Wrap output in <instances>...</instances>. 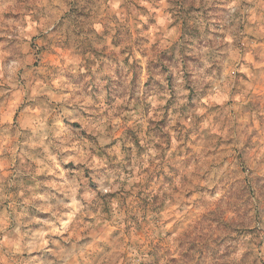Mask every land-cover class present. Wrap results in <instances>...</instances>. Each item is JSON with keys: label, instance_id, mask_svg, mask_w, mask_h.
<instances>
[{"label": "clouds", "instance_id": "9594fccd", "mask_svg": "<svg viewBox=\"0 0 264 264\" xmlns=\"http://www.w3.org/2000/svg\"><path fill=\"white\" fill-rule=\"evenodd\" d=\"M0 264H264V0H0Z\"/></svg>", "mask_w": 264, "mask_h": 264}]
</instances>
